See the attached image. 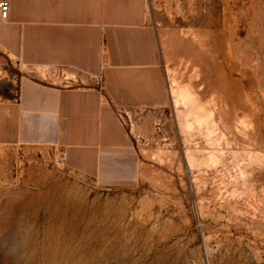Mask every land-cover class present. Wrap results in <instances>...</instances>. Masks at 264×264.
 Returning <instances> with one entry per match:
<instances>
[{"label":"rangeland","instance_id":"1","mask_svg":"<svg viewBox=\"0 0 264 264\" xmlns=\"http://www.w3.org/2000/svg\"><path fill=\"white\" fill-rule=\"evenodd\" d=\"M144 9L165 101L129 110L131 124L112 105L129 145L97 175L59 145L0 143V264H264V0ZM174 80L205 121L177 105ZM26 86L94 89L108 104L102 72L24 64L0 44V105Z\"/></svg>","mask_w":264,"mask_h":264},{"label":"crops","instance_id":"2","mask_svg":"<svg viewBox=\"0 0 264 264\" xmlns=\"http://www.w3.org/2000/svg\"><path fill=\"white\" fill-rule=\"evenodd\" d=\"M0 19V44L22 63L103 73L98 90H23L22 103L0 105V143L59 145L70 165L97 175L118 157L129 136L112 105L137 114L165 101L154 26L144 0H10Z\"/></svg>","mask_w":264,"mask_h":264},{"label":"bare ground","instance_id":"3","mask_svg":"<svg viewBox=\"0 0 264 264\" xmlns=\"http://www.w3.org/2000/svg\"><path fill=\"white\" fill-rule=\"evenodd\" d=\"M172 87H173L172 92L175 95V102L177 103V105H179L180 107L185 106L186 110L185 109L184 110L186 111V113H185L186 115L196 114L198 117V118L196 117V119H199V117H201V115L203 114L201 112V110H202V108L204 109V107L201 106L200 101H199L197 95L195 94L194 90L192 89V87L190 85H182L178 80H174V86H172ZM181 112H183V110ZM203 112H204V110H203ZM207 114L208 113H206L205 115L208 116L209 114L208 115ZM191 116H193V115H191ZM201 118L202 119H200L199 121L204 120L203 117H201ZM205 119H206V117H205ZM207 119H209V118H207ZM207 119H206V121H208ZM209 160H211V157ZM191 161L196 162L197 159L194 156H191Z\"/></svg>","mask_w":264,"mask_h":264},{"label":"built area","instance_id":"4","mask_svg":"<svg viewBox=\"0 0 264 264\" xmlns=\"http://www.w3.org/2000/svg\"><path fill=\"white\" fill-rule=\"evenodd\" d=\"M11 3L10 0H0V18L6 19L10 13ZM65 80H72L66 74H63ZM117 111H119V119L123 124L130 123L131 118L130 114L128 113L130 109L124 107H117Z\"/></svg>","mask_w":264,"mask_h":264}]
</instances>
